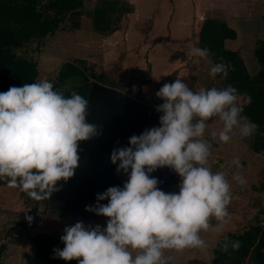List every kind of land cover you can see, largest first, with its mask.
<instances>
[{
	"label": "clouds",
	"instance_id": "1",
	"mask_svg": "<svg viewBox=\"0 0 264 264\" xmlns=\"http://www.w3.org/2000/svg\"><path fill=\"white\" fill-rule=\"evenodd\" d=\"M189 55L207 59L209 49L193 47ZM209 75L222 78L229 67L222 59L209 61ZM237 88L200 87L194 90L183 79L165 82L155 96L158 126L132 134L127 145L113 148L110 161L127 179L96 194L85 210L106 218L105 224L77 220L60 237L62 248L54 257L77 264H168L166 250L206 248L201 231L216 230L230 219L231 185L223 171L209 166L212 142L204 138L211 118L222 122L211 135L228 142L234 131L251 136L258 127L242 115ZM251 97H248V102ZM89 99L76 91L70 95L41 79L0 91V182L16 188L34 201H46L59 191V181L74 176L80 159V142L102 134L100 125L87 121ZM118 162V163H117ZM232 179L246 183L239 157ZM168 167L180 180L178 191L158 187V168ZM107 201V203H103ZM31 223L33 217L26 216ZM227 237L221 245L239 248Z\"/></svg>",
	"mask_w": 264,
	"mask_h": 264
},
{
	"label": "rangeland",
	"instance_id": "2",
	"mask_svg": "<svg viewBox=\"0 0 264 264\" xmlns=\"http://www.w3.org/2000/svg\"><path fill=\"white\" fill-rule=\"evenodd\" d=\"M100 1L85 0L79 18L68 17L61 25L60 30L55 34L44 39L33 40L16 50L18 56L26 57L37 64L39 75L36 81L47 79L54 83L58 79L59 70L64 63L75 62L82 55L80 48H83L82 45L85 43L89 45L86 50H90L92 57L98 62L93 64L89 60H84L86 66L81 63H77V65L87 67L90 70H87L88 74L92 69L96 74L101 73L102 60L99 62L97 58L96 42L98 40L96 36L90 33L92 30H95L92 15ZM241 1H243L242 5H240V0H217L216 4L212 0H209L204 3L203 7L208 6L211 11H224L228 14L240 16L235 22V26L241 32L239 44L246 45L248 47L247 50L252 55L254 44L259 41H256V39L264 38V0ZM240 6L244 7V10L238 15ZM119 15H109L111 18L110 28L113 31L121 28L124 21L123 26L128 21L129 17L126 19L127 16L124 17L122 15L123 17L120 19ZM134 22L136 25L137 20H131V23ZM77 23H80V26L75 28ZM138 28L137 24L135 28L137 30L134 34H131V30L127 33L131 34L130 37L133 38L134 44L136 42V45L141 47V36L139 35L140 31ZM77 31L82 32H78L80 34H77ZM119 38L126 40L120 34ZM152 44L148 46L149 50L153 49L154 46ZM128 61H131V59L128 58ZM248 62L250 68H252V60H248ZM153 64V61L149 58V61L145 64L146 68H144L143 74L137 77H135L133 69L131 71L127 69L124 76L120 77V81L128 88L133 85L132 88L135 89L140 88V83L145 81L146 77L149 80L147 81L152 84L155 77L152 75ZM144 75L147 76L143 78ZM218 79L215 82V87H224V79ZM76 84H80L79 79L70 81L69 84H66L65 88H71ZM243 101V98H240V102L243 103ZM213 119L214 122L211 124L213 126L209 125L204 134V138L212 142V154L209 158L208 166L213 171H223L229 180L232 198L227 207L230 219L220 230H216L214 227L218 223L215 218L210 219L213 227H210L208 230H202L200 233L201 238L206 242V248H186L178 252L166 250L165 255L172 257L168 261V264H214V248L220 239L226 237V233L230 230L233 231L232 233H242L255 224L264 226V153L255 154L250 149V141L256 133V129L248 137H241L238 131H234L231 139L236 141L230 139L228 143L232 141L231 145L225 146L221 144L219 148L218 143L213 140L211 133H218L222 128V122L218 118H211L210 122ZM79 155L81 158V154ZM236 157H239L243 165L240 171L246 179L244 185H240L232 179L233 173L237 170L234 164V158ZM78 167L75 170L74 176L67 182H58L60 190L54 192L46 201H34L18 189L10 188L5 182H0V264H25L26 257L33 255L35 252L33 242L35 238L44 234L63 235L64 228L74 224L77 220H82L85 224H101L102 226L105 224L106 218L85 210L86 205L95 204L96 192H94L95 188H90L93 187L92 185L81 181L80 174L82 172L79 171ZM163 168L166 169L169 175L167 179L168 184L164 191H178L179 176L168 167ZM103 203H107V201ZM26 216L33 217L31 223L28 222Z\"/></svg>",
	"mask_w": 264,
	"mask_h": 264
},
{
	"label": "trees",
	"instance_id": "3",
	"mask_svg": "<svg viewBox=\"0 0 264 264\" xmlns=\"http://www.w3.org/2000/svg\"><path fill=\"white\" fill-rule=\"evenodd\" d=\"M84 3L85 0H0V91L37 80V64L26 57L18 56L16 50L33 40L55 34L68 17L79 18ZM132 11L133 6L122 0H101L92 15L94 29L105 33L112 32L109 15L120 14L121 19ZM79 26L80 23H77L75 28ZM236 38V30L226 22L208 18L200 31L199 47L209 49L213 62L222 59L230 65L227 77L223 78L224 87L232 85L246 98L242 115L258 126L250 141V149L255 154H261L264 153V40L259 41L254 51L260 70L251 76L239 53L225 46L226 40ZM77 63L86 66V62L81 59L64 63L59 70L58 79L53 83L56 90L64 92L65 95L76 91L88 99L94 81L115 85L116 82L107 78L105 72L96 74L92 69L88 74L89 69ZM217 75L222 78L220 74ZM75 79H79L80 84L65 88L66 84ZM124 87L128 88L126 85ZM248 97H251L250 102ZM158 101L161 100H151L150 103H162ZM61 236L44 234L35 238V252L26 257L25 264H77L76 260L66 262L54 257L53 249L64 246ZM226 237L232 241L238 240L239 248L229 247L227 251H223L221 245ZM226 237L220 239L214 248V264H264V226L251 225L242 233L229 232Z\"/></svg>",
	"mask_w": 264,
	"mask_h": 264
},
{
	"label": "crops",
	"instance_id": "4",
	"mask_svg": "<svg viewBox=\"0 0 264 264\" xmlns=\"http://www.w3.org/2000/svg\"><path fill=\"white\" fill-rule=\"evenodd\" d=\"M122 1L133 6V11L127 14V17L124 16L126 19L129 17L124 26L123 23L125 21L122 23L121 28L112 32L105 33L96 30L90 32L92 35L96 36V39L98 40L96 42L98 52L97 58L99 59V62L102 60L101 72H105L112 81L114 80V82H116L114 86H108L120 89L132 97L149 104H153L150 103L151 100L158 99L155 96V93L163 83L174 81L177 78L183 79L189 84V87H192L194 90H198L200 87H215V82L219 80L218 78L220 77L217 75L215 78H212L209 75V61H212L211 57L208 56L207 59H203L189 55L190 50L193 47H199L200 31L204 22L208 18L224 21L228 26L236 30L237 38L234 40H226V48L239 53L251 76H254L259 72L260 65L257 58L254 56V51L257 48L259 41L264 40V38L256 39V41H259L254 44V50L251 55V52L247 50L248 47H246V45L239 44V35L241 32L235 26V22L240 16L238 17L231 13L228 14L224 11H211L208 6L204 8V3L209 0ZM216 1L217 0H212L215 4ZM242 4L243 1L240 0V5ZM151 10L153 11L151 12ZM243 10L244 7L240 6L238 9V15ZM134 19L137 20L139 26L141 47L137 46L136 42L134 44L133 38L130 37L131 34H134L137 30L135 29L137 24L135 25V22L131 23V20ZM130 30L132 33H127L130 32ZM78 32L82 31H77V34H80ZM119 34L122 38H126V40L120 39ZM150 44L154 46L152 50L148 49ZM82 46L84 50L83 48H80L82 55H80L78 59L89 60L93 64L97 63L98 61L96 62L92 57V52L86 50L89 45L85 43ZM128 58L131 59V61H128ZM149 58L154 63L152 75L155 77L152 84L148 82L147 75H144L143 78L146 77V80L140 83V88L138 87V89H135L132 88L133 85H131L130 88L126 89L124 84L120 81V77L124 76L127 69H130V71L133 69L135 77L138 75L141 76V74H143L142 72H144V68H146L145 64H147ZM248 60H252V68H250ZM135 90H137V92H135ZM240 98H243L244 101L242 104H245L246 98L242 95H240ZM213 122L214 119L212 122L209 121V125L213 126L211 125ZM213 140L218 143L219 148L221 144L227 146L232 142L222 143L216 138H213ZM229 232L233 231L230 230Z\"/></svg>",
	"mask_w": 264,
	"mask_h": 264
},
{
	"label": "water",
	"instance_id": "5",
	"mask_svg": "<svg viewBox=\"0 0 264 264\" xmlns=\"http://www.w3.org/2000/svg\"><path fill=\"white\" fill-rule=\"evenodd\" d=\"M87 121L100 125L102 134L88 141L80 142L81 158L78 169L81 181L102 193L109 186L123 185L127 176L117 173V165L110 161L113 148L127 145L132 134H139L145 128L158 126L159 116L156 105L140 101L128 93L95 81L89 91ZM118 163V162H117ZM151 175L156 176L158 187L164 190L169 177L165 168H158Z\"/></svg>",
	"mask_w": 264,
	"mask_h": 264
}]
</instances>
